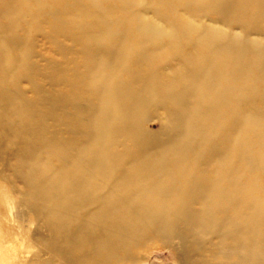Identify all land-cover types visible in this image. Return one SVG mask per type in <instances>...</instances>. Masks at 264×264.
Here are the masks:
<instances>
[{
	"label": "bare ground",
	"instance_id": "1",
	"mask_svg": "<svg viewBox=\"0 0 264 264\" xmlns=\"http://www.w3.org/2000/svg\"><path fill=\"white\" fill-rule=\"evenodd\" d=\"M34 1L0 0V81L10 65L20 66L22 76L36 83V66L18 56L29 51L21 31L46 26L48 38L74 36L80 58L53 61L46 77L56 90L43 97V108L35 114L61 112V103L70 97L66 89L74 93L81 83H91V98L83 107L74 105L80 142L45 137L27 153L32 162L39 152L44 158L33 172L28 173L21 155L14 163L34 194L50 205L45 218L57 236L72 220L73 244L81 245L82 253L69 247L63 254L67 262L100 264L98 257L152 233L188 243L189 257L206 254L218 258L217 264H264V0ZM144 4L156 6L163 27L144 22L140 14L133 20V6L139 10ZM200 7L228 31L198 23ZM179 9L192 15L168 16ZM234 26L240 34H231ZM251 29L261 38L251 39ZM160 42L178 56L169 77L158 70ZM85 61L106 75L90 80L89 73L76 72ZM68 63L73 71L63 74L61 65ZM112 73L161 97L156 102L168 124L160 136L142 137L139 148L130 146L142 134L139 124L150 98L111 80ZM252 104L263 108L251 112ZM27 130L34 134L38 129ZM123 138L128 147L118 148ZM255 184L257 195H248ZM74 211L80 216L84 211L88 221H80ZM4 232L0 229V264H6L2 254L10 241ZM47 247L57 253L51 240Z\"/></svg>",
	"mask_w": 264,
	"mask_h": 264
},
{
	"label": "rangeland",
	"instance_id": "2",
	"mask_svg": "<svg viewBox=\"0 0 264 264\" xmlns=\"http://www.w3.org/2000/svg\"><path fill=\"white\" fill-rule=\"evenodd\" d=\"M30 2L35 3L34 0H30ZM198 5L200 6V4ZM49 6L51 7V4ZM137 6H133V20L138 19V15L140 14L144 22H154L153 24L157 23L163 27L164 23L154 13L156 6L149 7L147 4L139 5L141 6L139 10ZM159 7L161 8V6ZM182 10L185 9L176 10L168 16L181 17L182 19L183 17L188 18L192 15L191 13L189 15L187 11L182 12ZM69 16L72 18V14ZM214 19L213 16H209L205 9L200 7L197 15L198 23L200 22L206 26L210 25L212 29L216 28L220 31H228L227 25ZM251 24H247L249 29L251 28ZM134 27L135 25L133 24ZM251 30H254L249 35L251 39L256 40L261 38V35L257 34L255 29ZM230 31L232 35L241 33V29L238 26H234ZM47 33L48 29L46 26L40 28L24 26L21 31L23 43H27L29 51L27 56H23V53L18 54V56H21L19 57L21 60L26 58L27 65L36 66V83L32 84L27 78L22 76L24 72L20 66L12 67L10 65L5 67L7 68V72L4 73L5 76L0 81V229H3V232L5 231V236L10 240L5 243L8 250L2 254L6 264H21V261L27 258L29 261L26 264H43V261L48 259L53 264H69L63 255L69 247L72 250L75 249L73 252L76 255L82 253V246L79 245L78 247L77 244H73V240H75L73 234L75 232L72 233L71 231L70 224L72 220L69 224L66 222L64 226L59 228L61 234L57 236L48 227L45 218L50 205L34 194L32 185L23 177L24 175L22 176L16 170V165L14 164L15 159L21 155V157L27 159L26 164L28 166L26 167L29 168L28 173H30L36 169L40 162H44L41 152L37 154V157H33L35 159L33 162L32 159L26 158L30 148L35 144H41L38 141H41L42 138L44 140L45 137H53L59 139L60 142L67 141L68 143H79L82 139L79 131L75 128L79 111L76 109L77 106L74 105L79 104L83 107L86 104V99L91 98L90 82L88 84L81 83L74 93L66 89L70 97H66L68 99L67 104L61 103V106H63L61 112L56 111L54 115L48 117H38L35 114L37 110L39 111V109L43 108V97L47 93L53 95V91L56 90V87L46 77L53 61L59 60L61 62V60L66 61L65 59H68L70 62L71 59L77 60L80 58L78 51L80 46L74 44V36L67 38L63 35H58L53 38H48ZM162 44L160 50H158L160 52V60H158L160 68L158 70L162 75L169 77L172 70L177 66L178 56L174 55L168 48L162 47ZM61 66L63 74L67 72L64 70H68L69 68L73 71L70 63ZM28 69H25V71ZM75 71L80 73L84 71L86 75L89 73L87 76H90V80L94 75H106L107 73L101 70L97 64L94 65L86 61L83 62V69L76 67ZM88 77H86V80H88ZM110 79L122 82L124 87L126 89L128 88L130 92L140 93L144 96L147 95V93L141 91L142 88L139 83L135 84L133 81L128 83L119 75L117 76L116 73H112ZM36 88L37 91H35ZM65 96L66 94L61 97L65 99ZM147 97L150 99L147 100L149 102L145 103L146 106H144L142 112V122L139 124L142 134L140 135L138 133L136 143L130 147L139 148L142 137L160 136L164 133V127L168 124L164 109L156 102L161 97L150 95H147ZM262 106L260 104H252L250 106L251 108H249L251 112H255L263 108ZM82 115L80 116L82 117ZM38 126L40 127L37 128ZM29 128L38 130L33 134L30 130H27ZM126 145V138L121 139L119 142L117 141L118 148L128 147ZM32 153H34V150H32ZM32 153L31 155H33ZM205 160L209 161L208 155L205 156ZM31 162L32 165L29 166ZM169 167L170 164L167 163L164 169H169ZM51 174H54V172L51 171ZM258 186V184L252 185L248 195L256 196V188ZM94 193L96 196L100 194L99 191ZM77 204L80 206L79 203ZM88 209L90 208L88 207ZM83 212L80 216L74 211L75 216H79L80 221L87 222L89 216ZM70 214L72 215V212ZM40 237L45 238L44 241H41L39 239ZM66 239H68L67 242ZM77 239L80 241V238ZM49 240L54 243L57 253L61 256L56 252H54L55 254L52 253L53 250L47 247ZM203 241H205V247L210 248L208 245L209 242L205 239ZM189 246L188 243H183L178 238L170 239L165 236L150 233V235L144 234L140 236L135 241L123 243L122 247L111 255L100 256L97 259L101 261L100 264H217L219 262L218 258L212 260L206 254L194 258L189 257L187 252ZM225 252L231 260L234 259L232 257L234 254H232L230 249H226ZM104 257H106L105 260H103ZM35 258L39 262H36ZM30 259L34 261L32 260L31 262Z\"/></svg>",
	"mask_w": 264,
	"mask_h": 264
}]
</instances>
